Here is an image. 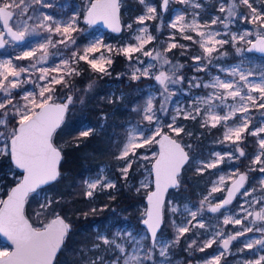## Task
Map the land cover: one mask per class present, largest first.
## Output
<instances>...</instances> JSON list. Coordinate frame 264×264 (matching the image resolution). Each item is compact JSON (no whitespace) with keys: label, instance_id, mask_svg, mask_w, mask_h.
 Listing matches in <instances>:
<instances>
[{"label":"snow or ice","instance_id":"obj_1","mask_svg":"<svg viewBox=\"0 0 264 264\" xmlns=\"http://www.w3.org/2000/svg\"><path fill=\"white\" fill-rule=\"evenodd\" d=\"M140 2L145 3V0H140ZM185 2L186 0H180L181 4ZM162 4L163 10L167 11L169 0H162ZM33 5L52 6L48 0H0V49L8 44L24 43L32 36L42 38L35 47L23 50L15 57L16 60H35V63L29 66H17L11 59L0 62V156L10 158L13 169L7 173V176L15 181L14 186L6 193L7 198H0V233H3L14 246L10 252L0 250V264H53L71 226L61 216L54 214V210L50 211L54 201L46 195L45 186L60 178L59 164L62 157L61 150L54 143V136L64 121L69 105L73 103L71 95H67L63 102H55L54 85L63 84L68 87L66 78L79 74L75 67L79 61H85L93 70L100 73H105L106 65L112 63L110 56L106 58L102 54L96 58L94 55L100 51L101 47L109 53L113 51L111 45L103 44L102 38L93 39L82 53L71 47L76 45V39L72 33L78 30L79 16L77 13H73L67 20H58ZM240 5L245 6L250 11V15L246 16L239 12ZM68 6L70 5H65V7ZM200 6L198 3L195 5L197 8ZM119 8V0H90V7L83 17L84 22L87 25H94L102 21L112 31L120 32ZM146 8L147 14L137 17L136 23L139 25H144L146 20L157 18L158 13L155 6L146 5ZM30 9L31 14H29ZM219 11L225 15L215 17L204 25L196 19L188 23L182 13H177L169 21V26L178 29L184 39L193 40L192 35L185 34L186 29L195 32L200 38L195 42L200 45L202 55L193 57L198 71H207V65L202 61L207 60V64H211L212 59L216 58L213 54L220 53V49L228 44H231L235 53L241 57L245 52L255 51L264 54V12L258 11L250 0H221ZM237 19L257 24L260 31L253 33L252 30L246 29L243 33L232 32L230 25ZM218 23L223 25V31L211 27ZM128 27L132 26L128 25ZM252 35H255V40L248 39ZM53 37H58V39L54 40ZM154 39L155 37L148 32V28L142 27L135 36L136 44H125L117 51L130 61L134 53H142L143 56L152 60H162L163 64H170V61L160 52H155L154 55L153 50H145V46ZM244 44L248 47H242ZM58 45H64L65 50L71 51V55L65 58L60 53H56L54 55H59L60 59L55 66H38L42 62L46 63L49 46L56 48ZM175 47L177 45L172 43L165 51H170ZM181 47L184 46L181 45ZM37 51L42 53L39 58H37ZM220 54L226 55V53ZM136 59L140 64H144L139 57ZM243 64L242 59L240 64L227 68L219 67V72L231 77L230 79H223L220 75H216L205 83H193L196 78L189 81L190 86L212 90L205 97H199L194 102L195 105L206 107L202 110L200 106H193L184 110L177 104L176 114L171 116L170 122L166 124V127L176 137H180L181 133L185 132L184 127L176 123L177 118L181 116L185 120H195L201 117L202 127L210 125L215 128L222 123L226 125L224 140L236 145L235 151L239 153V156H236L233 151H227L223 154L214 153L215 159L197 161L202 167H198L196 171L201 174L206 169L218 167L226 158L232 162L245 157V152L238 143L245 139V134L255 137L258 146L256 154L251 157L253 167L249 170L264 173V118L256 125L252 123L249 116L253 108L264 109V72L257 75L252 70L245 71L241 66ZM153 67L155 65L149 63L143 68H136L132 73V79L139 80L141 76L151 77ZM154 79L163 89L161 95L164 99L160 107L156 108L154 97L150 95L145 100L143 108L137 109L142 119L154 127L147 129L140 125L130 127L126 141L116 157L117 160L124 162L119 170L125 180L137 161H154L150 175L154 173L155 191L147 195L148 206L141 221L148 235L121 229L109 238L97 228L99 243H96L94 248L99 249L102 244L106 246V251H115L117 255L111 264H120L121 261L123 264H145V261L155 264L154 253L157 250L159 256L164 258L165 264H171L168 259L170 249L193 229L205 228L202 216L204 205L208 203V211L224 215L223 225H242V229L228 235H225L223 230H215L210 238L202 242V246L197 245L196 239H191L188 247L192 248L195 245L199 251L203 252L219 240L223 251L214 255L205 264H220L221 258L228 253L232 241L245 236L246 233L256 232L260 235L242 242L244 248L251 250L252 253L251 256L243 259L242 264H264V198L246 199L238 212L229 215H225L222 211L231 212L227 206L232 203L236 193H240V190L244 188L247 173H239L238 169L232 170V175L238 178L227 189V196L218 203L211 204L209 198L214 193L225 191L220 186L224 183V176H221L218 182H213L208 196L204 197L200 206L195 210L186 205L181 211L178 206L173 205L171 212L179 213L183 217L179 223L176 220L171 222L175 229V238L162 240L159 237L158 233L166 226L163 216L164 194L169 187L175 189L180 187L181 170L190 161L189 153L185 148L190 145H182L178 139L164 133L162 129L165 125L161 124L163 115L168 112L166 104L176 95L168 85L182 81L183 77H176L174 73L169 76L165 71H160ZM29 83L34 85L31 90L23 87ZM37 88L39 91H36ZM229 100L233 103H229ZM222 108L226 111L220 114L219 110ZM229 120L233 121L231 125L227 124ZM90 134V129L80 132L81 137H87ZM187 134L191 135V133ZM153 145H158L159 150L153 152L151 156L137 151L138 149H150ZM16 170H19V175ZM83 184L84 195L89 198L93 197L98 189L115 187V183L102 174L94 179H85ZM254 191L255 189H244L241 195L251 197ZM261 191L264 192V179L261 180ZM30 196L33 199L40 198L38 201L40 210L36 213L38 218L41 215L53 216L47 223L34 226L26 218L25 205ZM257 207L258 210H249ZM92 211L96 210L92 209ZM198 216L201 218L197 219ZM249 217H252L251 221ZM245 221H249L252 226L245 224ZM257 222H259L258 226H256ZM145 241L149 243L146 244ZM129 249L132 251L130 252ZM98 262L104 264L102 257L97 256L91 264H98Z\"/></svg>","mask_w":264,"mask_h":264},{"label":"rangeland","instance_id":"obj_2","mask_svg":"<svg viewBox=\"0 0 264 264\" xmlns=\"http://www.w3.org/2000/svg\"><path fill=\"white\" fill-rule=\"evenodd\" d=\"M137 1H140V0H137ZM48 2L52 5L51 7H42L41 5H33V7L37 6L40 11L51 14L54 16V18L58 20H67L73 15V13L78 14L79 16L78 30L72 33L73 37L76 39V45L71 46L72 48H74L77 52L82 53L84 48L87 47L93 39L102 38L103 44L111 45L113 47V51L109 53L104 47H101L100 51L95 53L94 55L96 58H99L102 54L106 58L110 56L112 63L114 61V54L118 53L117 50L120 47L124 46L125 44H136L137 43V41L135 40V36L138 34V30L140 28L147 27L148 32L155 37V34L151 26V22L155 19L146 20L144 25H139L136 23L137 17H139L140 15L147 14L146 5L155 6L157 8V13H158L157 18L160 16V11H161L160 3L159 4L156 3L155 0H145V3H142L143 10L140 13H136L134 10L133 11L130 10L131 0H121L120 4H121V9H122L123 30L120 34H115L112 31L102 28L100 25L98 26L87 25L84 22L83 17L86 13L87 8L90 5V0H48ZM250 2L253 3V6L256 7L258 11L264 12V0H250ZM171 3H173V7L170 11L168 25H169V21L172 20L173 17L177 13L184 14L185 20L188 23H191L193 19H196L199 21L201 25H204L210 22L215 17H223L225 15L224 13H221L219 11L221 0H186V2L183 4L180 3V0H170V4ZM197 3L201 5L199 8L195 7ZM65 5H70V6L65 7ZM238 10L239 12L244 13V15L246 16L250 15V11L243 5H240ZM197 13L199 15H197ZM29 14H31V9L29 10ZM29 23L31 24V21ZM128 25H131L132 27L129 28ZM211 27L213 29H218L221 31L224 30L223 25L219 23L217 25H212ZM230 29L232 32H237V33H243V31L246 29L252 30L253 33L260 31L259 26L257 24L243 22V21H240L239 19H237L234 23L230 25ZM185 34H189L193 36V40H189L192 43H196L195 41L200 39L196 35L195 32H191L190 30L186 29ZM178 38H183V34L180 31H178V29H174L170 27L169 33L167 34V38L159 42L160 46L162 45V43H165V49H161V47L158 46V43L157 45L155 44L156 38L151 43L145 46V50L146 51L153 50L154 55H155V52H160L163 57H165L166 59L170 61V64H163L162 60L161 61L152 60L149 57L143 56L142 53H134L133 59L131 61L126 57L129 60L128 75L131 77V79H132V73L135 71L136 68H143L145 65L149 63L155 65V67L151 69V72H152L151 77L141 76L139 80H142L145 83L146 99L150 95L154 97V104L156 108L160 107L161 102L163 101L164 97L161 95L163 89L154 79V76L158 75L160 71H165L166 74H168L169 76H172L174 73L176 77H181V76L183 77L182 81L175 83V84L170 83L168 85L169 89L175 92L176 95L173 96L171 101L166 104L168 112L167 114L163 115V118L161 120V124L165 125L162 129L163 132H169L173 136H175V134L170 132V130L166 127V124L170 122L171 116L176 114L177 104H179V106L184 110H188L190 109V107H193V106H200L203 110V108H205L206 106L195 105L194 102L197 101V98L205 97L210 91H212L211 89H205L203 87L197 88L194 86H190L189 81H193V78H196L195 81H193V83L208 82L209 80L212 79L213 76H216V75H220L223 79H230L231 77H228L224 73L219 72V67L223 66L227 68L233 65L240 64V61L242 59L244 60V64L241 66L244 68L245 71L252 70L256 72L257 75H259L260 72H264V55H259L256 52H245L243 57H241L235 53V49L233 48V46L231 44H228L230 48H232V50L234 51V55L236 56L235 60H227L225 58L226 57L225 55L220 54V53H225L226 51V49H224V47L226 46L225 45L223 46L222 49H220V53L213 54L214 57L216 58L212 59L211 64H207V60L202 61V63L207 65V69H208L207 71H198L196 67V63L193 61L192 65L194 67V72L186 75L183 71L184 67L182 66V64L180 62L171 60L166 53L167 51H165L169 47V45L172 43H175L176 45H178L179 44ZM255 38H256L255 35L248 37V39H252V40H254ZM41 39L42 38L39 36H32V37H29L24 43L6 45L4 48L0 49V62L11 59L13 61V64L17 66H29L30 64L35 63V60H28V59L16 60L15 57L20 55L23 50L35 47L37 42L40 41ZM53 39L54 40L58 39V37H53ZM246 46H247L246 44L242 45V47H245V48ZM47 52H48V56H47L46 63L42 62V64L38 66H55V64L58 63L60 59L59 55H54L56 53H60L65 58L71 55V51L65 50L64 45H58L56 48H52L51 46H49V48L47 49ZM41 55L42 53L40 51H37V58H39ZM200 55H202V49L200 48V45H199V53L194 54L193 57L200 56ZM137 57H139V60H142L144 64H140L136 59ZM81 62H84V61H79V63L75 65L78 72H79V65L81 64ZM111 65H106V69H107L106 72L110 69ZM36 75H39V73H36ZM53 75H55V73H53ZM114 84L116 86L113 87L111 91L112 94L116 91L115 87L119 86L118 83H114ZM57 86L58 85H54V88H55L54 100L61 101L64 98L59 95ZM23 87L25 89L31 90L34 87V85L29 83V84H25ZM16 91H21V90H16ZM36 91H39V89L37 88ZM122 95H123L122 92L119 93L118 98ZM17 98L19 99V97ZM74 102L75 100H73V103ZM229 103H233V102L229 100ZM75 104H77V102H75ZM219 111H220V114H223L226 111V109L222 108ZM262 114H264V109L253 108L252 111L249 113V116L252 119V123L258 125L261 119L264 118ZM197 119H200V121L202 122L201 117H197L196 120ZM176 123L184 127L183 117L182 116L178 117ZM232 123H233L232 120H229L227 122L228 125H231ZM136 125H140L144 127L145 129L154 127L153 125H149L147 121L140 120V121L129 124L128 131L130 127H135ZM217 126H221L223 128V132L221 135L216 136V138H214V140H212L209 143V144H212L213 147L206 150L207 155L205 157H201L199 155H193V156L190 155L191 156L190 161L189 163L185 165L184 171L187 170L188 172H190L192 168H194V170L196 171L198 167H202V165L198 164L197 161H201V160L207 161V160L215 159L216 157L213 155L214 153L223 154L227 151H233L236 156H239V153L235 151L236 145H233L230 141L224 140V133L227 130L226 125L222 123V124H218ZM208 127H211V126L209 125ZM89 129L92 131L93 126L90 123H86L82 131L89 130ZM238 143L240 144V147H242L241 142H238ZM183 144L190 145L188 140L184 141ZM186 148L188 149V152H189V147H186ZM137 151L141 154H147L151 156L153 152L158 151V145H153L150 149H147V150L138 149ZM256 152L254 153V155L256 154ZM236 161L237 160L229 162L226 158L224 162L218 165V167L206 169L203 173L207 172L208 175L213 174V176L208 182L207 186H205L202 189H199L196 192L197 193L196 198L191 197L190 195H185L183 198H180L179 194L180 196H183L181 195V190L179 189L180 187L178 189H173L174 190L173 196L170 197V195L168 194L169 197L164 206V214L168 213L171 222L172 220H176V222L179 223L180 220L183 219V217H181L179 213L173 214L171 212V207L175 205V206H178L181 211H183L184 207L187 205L188 207L195 210L196 208L200 206V202L204 199V197L208 196V193L211 187L213 186V182H218L220 177L224 176L225 177L224 183L223 185H220V186L224 188L225 191L214 193L209 198L211 204H215L221 201L230 182L236 178V176L232 175V170L238 169L239 172L246 171V170H241V168L238 166V163H236ZM152 162L153 161L139 160L136 163H134L133 166L135 165V168L129 171L127 180L123 179L122 174L119 170L123 166V163H124L123 161L117 160L116 158L114 163H111V164L104 163L100 167L97 173H95L94 175L92 174L86 175L84 180L94 179L98 175L102 174L106 176L108 180H111L112 182H114L115 187L110 188V189H102V190L98 189L95 192L94 196L91 198L93 200L97 199V192L107 193L109 190L116 191L117 189H119L120 184H119L118 176L122 178V182L125 183L124 185L127 188L132 187L135 193H144L145 195H147V193L153 188V181H154L153 174L150 175L151 169H152ZM256 167H259V166H256ZM17 175L19 174L17 173ZM256 178L257 179L255 180V183H259V185H258V188H255L253 186V189H255V191L253 192V196L245 197L241 195L244 189L251 190L252 186L247 185V182H246L245 187L237 195L236 200L227 206V208L230 209L231 212L222 210L225 215L238 212L241 204H243L246 199L250 200L253 197L257 199L264 198V192H261V193L258 192V189L261 190V180L264 179V173L257 174ZM208 179L204 183H206ZM142 185H147V186L144 187ZM9 188L10 187L8 186L0 187V198L5 197V191H8ZM48 193L49 191L46 190V195L49 197ZM245 206L247 207V205ZM208 207H209V204L205 203L203 216H202L205 222V228L204 229L195 228L191 232L187 233L185 237H182L179 241V243L183 241V246H184V249L188 252V256L175 255L174 250H173L174 246H173L170 249L169 256H168V259L171 261V264H205V262L210 260L214 255L218 254L220 251H223L222 247L220 246L219 240L217 241V243L212 245L211 253H209L205 258L196 259L195 258L196 254H193V252L199 253L201 251H199L198 247L195 245L192 248L188 247V243L190 242L191 239H196L197 245L202 246V242L210 238L212 232L215 230H223L225 235H228V234H233L236 231H239L242 229V225H233V224H229L226 226L223 225L222 221L224 219V215H221L220 213H211L210 211L207 210ZM136 208L139 211V217L143 219L144 218L143 214L145 213L147 209L146 201L145 203H140V204L136 203ZM249 210L251 211V208ZM252 210L253 211L258 210V207ZM120 212L121 211H116V213H113L112 215L116 217L117 215L115 214H119ZM200 218H201L200 216L197 217V219H200ZM251 220H252V217H249V221ZM249 221H245V224L252 226L251 224H249ZM258 224L259 222H257L256 226H258ZM171 226H172V223H171ZM97 228H99L101 232H104L105 234H107L109 238H111L118 230H121V229H129L133 233L148 235L146 227L144 225L140 226L136 223H130L128 221L127 214L124 215V223H118V222L115 223L114 218H112V220H109L106 224H104V226L95 224L93 226V231H95L96 233H97L96 231ZM173 231H174V234L170 235L169 233H167V229L163 227L162 231L159 232L158 235L162 240H173L175 238L174 228H173ZM259 235L260 234L256 232L246 233L245 236L238 237L236 240L232 241L229 247L228 253H226L225 256L221 258L220 264H242L243 259L251 256L252 254L251 250L244 248V245L242 242L248 238H251L253 236H259ZM95 237L97 238V236ZM96 243H99V241ZM145 243L147 244L149 242L145 241ZM179 243L175 245H178ZM95 244L91 245V248H94ZM10 249H11V246L8 243L2 240L0 241V250L9 251ZM99 249H102V252H104V254L101 253V254H98L97 256L102 257L104 264H111V261L115 259L117 253L115 251H106L105 250L106 246L102 244ZM241 249H243V251H241ZM129 251L131 252L132 250L129 249ZM204 251H206V249ZM141 255H143V253H141ZM154 257H155V264H165V260L164 258L159 256L158 250L155 251ZM95 259L93 258V260ZM120 264H123V262L121 261ZM145 264H150V262L145 261Z\"/></svg>","mask_w":264,"mask_h":264},{"label":"trees","instance_id":"obj_3","mask_svg":"<svg viewBox=\"0 0 264 264\" xmlns=\"http://www.w3.org/2000/svg\"><path fill=\"white\" fill-rule=\"evenodd\" d=\"M155 1L159 4L161 0ZM172 7L173 3L170 4L168 12L160 11V18L151 22L156 38L155 44L158 43V46H160L159 42L165 40L169 33L168 19ZM130 10L140 13L143 10V4L140 1L131 0ZM178 40L177 47L166 53L171 60L182 64L186 75L193 73V55L199 53V45L184 38H178ZM160 47L165 49V43H162ZM224 49H226L225 58L235 60L236 56L232 48L226 45ZM128 64L129 60L124 55L115 53L110 69L105 73H100L93 70L84 61L79 65L78 75L66 78L68 87L63 84L57 86L61 97L66 98L67 95H73V100L77 104L74 102L69 105L66 117L54 136V143L63 152L60 178L45 186L49 191L50 199L54 201L50 211L54 210V214H62L72 225L54 264H91L93 258L95 259L98 254H104L102 249L91 248V245L98 242L95 237L97 233L93 231L95 224L104 226L112 218L115 223H124V215L127 214L130 223L143 225L136 203H145L146 195L135 193L132 187L127 188L119 176L120 188L116 191L97 192V199L94 200L84 195L85 176L97 173L104 163H114L116 155L126 139L128 125L143 120L137 109H142L145 103V83L142 80L131 79L128 75ZM114 83H118L119 86L115 87L116 91L112 94L111 91L116 86ZM121 92L123 95L118 98V94ZM86 123H90L93 130L89 136L81 137L80 132ZM183 125L185 132L181 133L177 139L182 142L188 140L189 153L192 156L205 157L206 150L213 147L209 143L223 132L221 126L202 127L200 119H183ZM187 133H191V135ZM241 145L245 157H240L236 163L241 170L249 172L248 167L252 166L251 157L254 156L258 148L256 138L246 134ZM133 168L135 165L132 170ZM12 169L10 158L0 156V178H3L0 180V187H11L15 183L7 176V173ZM17 173L19 174V171ZM259 173V171H255V174ZM212 176L213 174L208 175L207 172L201 174L194 168L190 172L186 170L181 177L179 189L184 191L185 195L196 198L198 189L207 186ZM207 179L208 181L204 183ZM6 193L7 191H5V196ZM39 200V197L33 199L30 196L25 207V212L34 226L47 223L53 218L51 215H41L39 218L36 216L37 211L40 210ZM92 209L96 211L93 212ZM116 211L121 212L115 214L117 216L114 217L112 214ZM164 221L167 233L173 235L174 231L168 213L164 215ZM173 250L175 255L188 256L183 241L174 245ZM211 251V248H206V251L193 252V254H196V259H202Z\"/></svg>","mask_w":264,"mask_h":264},{"label":"water","instance_id":"obj_4","mask_svg":"<svg viewBox=\"0 0 264 264\" xmlns=\"http://www.w3.org/2000/svg\"><path fill=\"white\" fill-rule=\"evenodd\" d=\"M121 3V0H119V4ZM169 5H170V0H169V4H168V6H167V10H168V8H169ZM89 7H90V5H89ZM160 8H161V11L164 13V12H166V11H164L163 10V4H162V0L160 1ZM88 9V8H87ZM86 12H87V10H86ZM86 14V13H85ZM118 18H119V23H120V26H121V31L120 32H114V31H112L110 28H108L106 25H104V23L102 22V21H100V22H97V24H94V26H98V25H100L102 28H104V29H107V30H109V31H112L113 33H115V34H120L121 32H122V30H123V21H122V9H121V4H120V8H119V13H118ZM255 40V39H254ZM248 47V45L246 46V48ZM253 52H255V51H253ZM256 53H258L259 55H264V54H262V53H259V52H256ZM72 96V95H71ZM73 97V96H72ZM65 100V98L63 99V100H61V101H55V102H57V103H59V102H63ZM69 109V108H68ZM67 112H68V110L66 111V113H65V117H66V114H67ZM65 119V118H64ZM164 133H167V134H169L170 136H172L173 138H176L175 136H173L171 133H169V132H164ZM158 139H159V137H158ZM177 139V138H176ZM178 141L182 144V145H184L183 144V142L182 141H180L179 139H178ZM57 146V145H56ZM60 150H61V161H60V164H59V171H60V173H61V170H60V165H61V162H62V160H63V152H62V149L59 147V146H57ZM158 150H159V147H158ZM185 150L188 152V149L187 148H185ZM189 153V152H188ZM189 156H190V153H189ZM191 157V156H190ZM154 162V161H153ZM152 162V163H153ZM186 165V164H185ZM185 165H184V167H185ZM184 167L182 168V170H181V173H180V175L182 174V172H183V169H184ZM19 171V170H18ZM239 173H245V172H243V171H241V172H239ZM153 174V179L155 180V177H154V173H152ZM238 177L236 176V178L234 179V180H232L231 181V183L229 184V187L228 188H230L232 185H233V183L236 181V179H237ZM245 185V184H244ZM12 186H14V184L12 185ZM11 186V187H12ZM10 187V188H11ZM10 188H9V190H10ZM171 189H174V188H171V187H169V189L167 190V192H165V194H164V200H165V203H166V200H167V196H168V192L171 190ZM243 189V188H242ZM241 189V190H242ZM8 190V191H9ZM240 190V191H241ZM151 191H155V182L153 181V188L149 191V192H151ZM149 192L147 193V195L149 194ZM238 193H236V195H237ZM147 195H146V197H145V201H146V204H147ZM235 195V196H236ZM227 196V192H226V194H225V196L223 197V199L225 198ZM7 198V196H5L3 199H6ZM147 206H148V204H147ZM165 206V205H164ZM25 207H26V205H25ZM59 216H61L64 220H65V222L66 223H69L70 224V226H71V228H70V230L72 229V225H71V223L62 215V214H58ZM25 216H26V218L29 220V222L30 223H32V221L30 220V218L27 216V214H26V212H25ZM163 216H164V209H163ZM52 219V218H51ZM33 224V223H32ZM69 233V232H68ZM68 235V234H67ZM67 237V236H66ZM0 239L2 240V241H4V242H6V243H8L10 246H11V249H10V251H12L13 249H14V246L11 244V241L10 240H8V238L7 237H5L4 235H3V233H0ZM65 243V242H64ZM63 246H64V244L62 245V247H61V249L63 248ZM61 249L58 251V253H57V255L59 254V252L61 251ZM9 251V252H10ZM57 255H56V257H57ZM55 260H56V258L54 259V262H53V264L55 263Z\"/></svg>","mask_w":264,"mask_h":264},{"label":"flooded vegetation","instance_id":"obj_5","mask_svg":"<svg viewBox=\"0 0 264 264\" xmlns=\"http://www.w3.org/2000/svg\"><path fill=\"white\" fill-rule=\"evenodd\" d=\"M35 8H37L38 9V7L36 6ZM251 167H253V166H249L248 167V171L249 172H246V171H243V172H245V173H247V180L245 181V185H246V182H247V185H249V186H252L251 187V189H253V186L255 187V188H258V185H259V183H255V180L257 179L256 177H257V174H255V171H250L249 169L251 168ZM185 168V167H184ZM183 173H184V169H183V172H182V174L180 175V179H181V177L183 176ZM254 177V178H253ZM254 180V181H253ZM231 183V182H230ZM181 184V183H180ZM245 185H244V187H245ZM229 187V186H228ZM175 189V188H174ZM228 189V188H227ZM199 190V189H198ZM226 192H227V190H226ZM226 192H225V194H226ZM258 192H262L260 189H258ZM173 193H174V190L173 189H171L169 192H168V194L170 195V197L171 196H173ZM225 194H224V196H225ZM239 194V193H238ZM237 194V195H238ZM181 195H183V196H180V194H179V197L180 198H183L184 196H185V192L184 191H181ZM237 195L234 197V199H233V201H235L236 200V198H237ZM223 196V197H224ZM252 196H253V193H252ZM168 197L169 196H167V199H168ZM223 199V198H222ZM221 199V200H222ZM167 201V200H166ZM232 201V202H233ZM251 211H253L252 210V208H251ZM166 214V213H165ZM164 214V215H165Z\"/></svg>","mask_w":264,"mask_h":264},{"label":"built area","instance_id":"obj_6","mask_svg":"<svg viewBox=\"0 0 264 264\" xmlns=\"http://www.w3.org/2000/svg\"><path fill=\"white\" fill-rule=\"evenodd\" d=\"M50 198V197H49Z\"/></svg>","mask_w":264,"mask_h":264}]
</instances>
